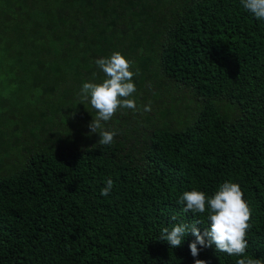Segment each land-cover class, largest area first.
<instances>
[{
  "label": "trees",
  "instance_id": "trees-1",
  "mask_svg": "<svg viewBox=\"0 0 264 264\" xmlns=\"http://www.w3.org/2000/svg\"><path fill=\"white\" fill-rule=\"evenodd\" d=\"M114 52L139 111H117L104 146L78 93ZM224 182L251 210L244 257L159 240L182 221L203 233L207 212L177 201ZM240 258L264 262V22L240 0H0V264Z\"/></svg>",
  "mask_w": 264,
  "mask_h": 264
},
{
  "label": "clouds",
  "instance_id": "clouds-1",
  "mask_svg": "<svg viewBox=\"0 0 264 264\" xmlns=\"http://www.w3.org/2000/svg\"><path fill=\"white\" fill-rule=\"evenodd\" d=\"M242 7L253 17L264 22V0H240ZM98 68L105 74L102 83H83L78 93L79 104L88 102L96 111L95 118L88 125L89 135L98 133V143L110 146L114 143L116 131L106 130L105 125L117 111L129 109L139 111L136 102L131 97L135 91L133 77L138 75L131 71L133 62L125 59L121 53L114 52L108 58L95 61ZM143 111H151V107L144 106ZM113 188V181L108 179L101 189V196H109ZM182 205L181 212L191 213L194 216L207 212L208 227L203 233L196 227L202 223L196 220L193 223H174L171 229L165 227L161 230L159 240L166 242L171 248L181 246L184 237L191 233L195 241L189 244L191 255L198 256L201 248L215 246L216 252H223L229 256L244 257L247 250L246 233L250 230L249 223L251 210L243 199V192L239 184L232 182L222 183L218 190L209 197L202 191L195 189L185 191L177 201ZM176 221L177 217H171ZM195 264H205V261L196 259ZM236 264H264L261 259L240 258Z\"/></svg>",
  "mask_w": 264,
  "mask_h": 264
}]
</instances>
